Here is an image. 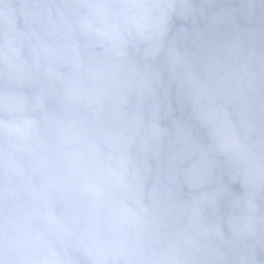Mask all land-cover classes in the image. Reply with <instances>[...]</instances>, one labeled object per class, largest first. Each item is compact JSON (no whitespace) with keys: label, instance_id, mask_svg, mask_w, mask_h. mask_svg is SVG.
<instances>
[{"label":"clouds","instance_id":"obj_1","mask_svg":"<svg viewBox=\"0 0 264 264\" xmlns=\"http://www.w3.org/2000/svg\"><path fill=\"white\" fill-rule=\"evenodd\" d=\"M0 264H264V0H0Z\"/></svg>","mask_w":264,"mask_h":264}]
</instances>
